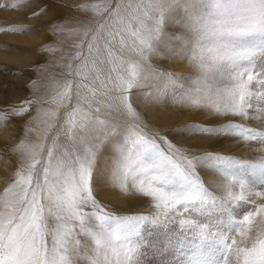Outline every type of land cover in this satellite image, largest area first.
<instances>
[{
  "label": "snow or ice",
  "instance_id": "1",
  "mask_svg": "<svg viewBox=\"0 0 264 264\" xmlns=\"http://www.w3.org/2000/svg\"><path fill=\"white\" fill-rule=\"evenodd\" d=\"M34 5L48 14V0H0ZM66 6L67 23L41 22L83 37L75 67L0 68V123H24L0 192V264H264V0ZM165 52L199 74L183 82L154 62Z\"/></svg>",
  "mask_w": 264,
  "mask_h": 264
},
{
  "label": "rangeland",
  "instance_id": "2",
  "mask_svg": "<svg viewBox=\"0 0 264 264\" xmlns=\"http://www.w3.org/2000/svg\"><path fill=\"white\" fill-rule=\"evenodd\" d=\"M7 2L11 4L12 2H14V0H7ZM71 2L72 0H48L49 10L46 16L43 14H41L40 16H32L31 11L38 10L34 5L33 9L29 10L30 12L27 13V18H29L28 21L22 20L21 16H24L23 12L12 10L10 8L0 9V28H10L11 26L22 24L24 26H32L34 29V31L32 32L6 31V32H11L13 36L10 33H8V36L12 37V39H9L8 42H11L12 45H9V46L7 45L9 48H6L5 52L8 55H12L13 51L11 50V48L13 49L16 47L20 48L21 47L20 45H22V47L24 45V47L27 46L29 49L28 55H31V53H35L34 59L32 57L30 60L31 62H28V63H24L22 60V57L24 56V54L22 55L20 53H17L13 57L9 56L8 58H13V60H15V63L18 66V68L17 66H7V64L5 63L0 64V68L6 67L7 69L11 70V72L13 73H15L16 70L22 69L25 73H30L31 76L36 77V74H35L36 70L34 69L39 68V71H40L41 69L38 66H44V65L46 66V62L44 59L45 55L56 54L55 52L51 54L48 52H42L41 50H36V49H41V47L44 45L48 47L52 46L58 50L60 49L59 52H57L58 56L61 57L60 65H64L66 63H72L73 66L75 67L77 61H75L73 57H75L76 52L81 50L79 47H77V45L81 43L80 40H82L83 37L78 36L76 31H68L63 34H56L53 28L48 26V23L41 22V21L58 22L61 24L67 23V17L72 13H70V10L68 9L66 5ZM80 2L104 4L106 0H80ZM2 32L4 31H0V33ZM69 33H72V34L69 35ZM34 35L37 36L35 40H34V37H35ZM64 38H65V41H64ZM27 39L28 41L26 42L27 44L26 46L24 43H20V45L17 46L18 41L27 40ZM51 39H53L54 41ZM66 40L68 43H66ZM60 43H63L64 46L63 44L61 45ZM13 45H16V47ZM62 46L65 48H63ZM84 50L86 52V48ZM36 55H38L39 57ZM170 56L171 55L169 53L165 52V54L163 55V58L159 59V66L166 70L174 69L177 72V74L181 77V80L183 82H190V80L192 79V75H191L192 72L189 71L185 67L186 60H180L179 58H174V57L172 58ZM165 57L170 59L169 63L172 64V67H168V65H164L166 64L164 63ZM41 59L44 61H42ZM53 70L58 72L60 71V68L57 67ZM64 70L67 71L66 68ZM32 71L34 72L35 75H33ZM137 93L141 94L144 97L142 101H145L144 90H138ZM29 94L30 93L27 90L18 91L16 93V97L25 98ZM172 94H175L174 89L172 90ZM13 102L16 104H19V99L14 97ZM169 105H170L169 110L171 113L172 112L171 101H169ZM2 107H4V105L0 104V108ZM30 113L32 115H35V113L32 112L31 109H30ZM158 113H161V112H158ZM149 117H152V114H150ZM175 118L178 121L179 120H189L190 116L188 114H184V115H180ZM149 119H153V118H149ZM25 120H27V117H25ZM37 123H38L37 121H30L28 126H35L37 125ZM23 133H24V123L19 117L12 118V120L8 123L7 126H5L3 123H0V192H2L3 189L10 182L13 176V173L16 167L18 166V163H19L18 155L14 153L13 151H11V149L16 143H18L19 139L23 136ZM225 142L226 141H222V143H225ZM261 202H264V201H261L259 199L257 200V203H261Z\"/></svg>",
  "mask_w": 264,
  "mask_h": 264
},
{
  "label": "bare ground",
  "instance_id": "3",
  "mask_svg": "<svg viewBox=\"0 0 264 264\" xmlns=\"http://www.w3.org/2000/svg\"><path fill=\"white\" fill-rule=\"evenodd\" d=\"M30 12V11H29ZM24 14V16H21V18H22V20L24 21H28V19L29 18H27V13H23ZM21 23V22H20ZM24 24H26V23H24ZM28 24V23H27ZM175 27H179L178 25L177 26H175ZM8 33H10L11 34V32H6V31H4V32H2V33H0V64H7V66H17L16 65V63H15V60H13V58H8L9 56L10 57H13V56H15L17 53H20V54H24V56L22 57V60H23V62L24 63H28V62H31L30 60H31V58L33 57V59H34V57H35V53H31V55H28V53H29V49H28V47L26 46L27 44H26V42L28 41V39L27 40H20V41H18V45L17 46H19L20 45V43H24L25 44V46L26 47H24V45H23V47H22V45H20L21 47L20 48H18V47H16V45H13V46H15L16 48H11V50L13 51V54L12 55H8L5 51H6V48H9L8 46L9 45H12V43L11 42H8L9 41V39H12V37H10V36H8ZM57 34V33H56ZM70 34H72V33H69V35ZM12 35V34H11ZM36 35V34H35ZM34 35V36H35ZM13 36V35H12ZM52 37V36H51ZM37 38V36H35L34 37V40ZM77 38V37H76ZM38 39H40V38H38ZM37 39V40H38ZM55 39V38H54ZM36 40V41H37ZM51 40H53V39H51ZM54 41V40H53ZM52 41V42H53ZM64 41H65V38H64ZM35 42V41H34ZM51 42V41H50ZM80 42H81V40H80ZM130 42V41H129ZM4 44V45H2V44ZM66 43H68L67 42V40H66ZM70 43V42H69ZM61 45L63 44V43H60ZM8 45V46H7ZM49 45H50V43H49ZM52 45V44H51ZM29 46V45H28ZM41 46V45H40ZM45 46V45H44ZM63 46H64V44H63ZM62 46V47H63ZM66 46V45H65ZM74 46V45H73ZM35 47V46H34ZM36 47H37V45H36ZM49 47H52V46H49ZM63 48H65V47H63ZM62 48V49H63ZM67 49V48H66ZM36 50H40V49H36ZM60 50V49H59ZM59 50L58 51H56L55 53L56 54H52V55H45V62H46V66L48 65V64H52V65H56V64H60V61H61V57L60 56H58V53L57 52H59ZM85 51V50H84ZM40 54V53H39ZM46 54H48V53H46ZM165 54V53H164ZM104 55V57H106V53H104L103 54ZM36 56H38V55H36ZM39 57V56H38ZM170 57H172V56H170ZM173 58V57H172ZM165 59V61H164V63H166V64H164V65H168V67H172V64H170L169 62H170V59H168L167 57H165L164 58ZM38 60V59H37ZM42 60V59H41ZM42 61H44V60H42ZM154 62H156L158 65H159V60H157V61H154ZM163 63V62H162ZM163 65V64H162ZM45 66V65H44ZM101 67V69H102V75L103 74H106V72H107V67L106 66H104V65H101L100 66ZM110 67V66H109ZM17 68H18V66H17ZM55 69V68H54ZM34 70H36L35 71V74H36V77H33V76H31L32 77V79H36L37 78V75H38V73L40 72L39 71V68H36V69H34ZM31 72V71H30ZM33 72V71H32ZM34 74V72H33V75H35ZM144 99V97L141 95V94H138L137 93V95H136V104H137V106L138 107H140V106H142L143 104H144V102L145 101H142ZM169 112H170V110H169ZM150 114H152V117H149L150 116ZM148 118H153L152 120H156V121H164V120H166V119H168V114H165V113H163V112H161V113H158V112H154V113H149L148 114ZM42 127V126H41Z\"/></svg>",
  "mask_w": 264,
  "mask_h": 264
},
{
  "label": "clouds",
  "instance_id": "4",
  "mask_svg": "<svg viewBox=\"0 0 264 264\" xmlns=\"http://www.w3.org/2000/svg\"><path fill=\"white\" fill-rule=\"evenodd\" d=\"M185 67L194 74H199L200 69L196 61H185ZM176 107H182V105H176Z\"/></svg>",
  "mask_w": 264,
  "mask_h": 264
}]
</instances>
